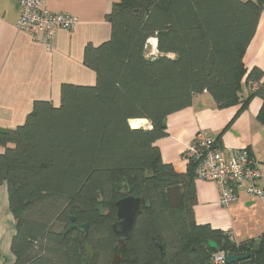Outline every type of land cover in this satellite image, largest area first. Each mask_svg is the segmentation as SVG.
Wrapping results in <instances>:
<instances>
[{
    "label": "trees",
    "instance_id": "1",
    "mask_svg": "<svg viewBox=\"0 0 264 264\" xmlns=\"http://www.w3.org/2000/svg\"><path fill=\"white\" fill-rule=\"evenodd\" d=\"M262 11L264 0L113 3L105 15L109 38L83 50L95 83H62L57 106L35 100L22 124L0 128L14 264H85V244L93 251L88 264H110L115 252L119 264H226L213 260L218 251L208 240L225 256L251 254L232 264H264V234L234 243L196 224L198 161L190 157L178 173L155 144L166 135V117L204 91L219 108L240 104L239 112L259 97L264 123V73L256 67L246 73L243 62ZM150 39L157 55L147 54ZM244 77L258 86L242 98ZM143 119L148 127L130 124ZM125 195L146 202L121 247L111 225L115 202ZM82 223L86 233L70 229Z\"/></svg>",
    "mask_w": 264,
    "mask_h": 264
},
{
    "label": "crops",
    "instance_id": "2",
    "mask_svg": "<svg viewBox=\"0 0 264 264\" xmlns=\"http://www.w3.org/2000/svg\"><path fill=\"white\" fill-rule=\"evenodd\" d=\"M116 1L47 0L50 11L69 13L79 19L74 29L56 31L54 48L48 51L27 33L16 29L19 16L16 0H0V128L11 129L22 124L35 100H46L57 106L62 83H95L94 71L83 63V50L88 43L99 45L109 38L111 26L105 15ZM243 62L246 73L254 67L264 73V11ZM257 86V83H246L244 77L240 96L244 98ZM261 104V99L253 96L239 112L240 104L219 108L207 92L195 95L190 106L165 119L166 135L155 142L162 162L178 173H185L189 161L187 149L196 133L204 131L224 155L248 148L260 170L258 185L264 187V123L257 117ZM133 121L148 127L146 120ZM194 186L196 224L220 230L234 243L258 239L264 234V203L245 194V183L235 185L238 199L228 207L219 203L216 183L195 178ZM14 233L15 219L8 207L6 185L2 184L0 264L15 263L10 248Z\"/></svg>",
    "mask_w": 264,
    "mask_h": 264
},
{
    "label": "built area",
    "instance_id": "3",
    "mask_svg": "<svg viewBox=\"0 0 264 264\" xmlns=\"http://www.w3.org/2000/svg\"><path fill=\"white\" fill-rule=\"evenodd\" d=\"M19 16L16 29L25 32L30 39L45 46L46 50L54 48V37L58 29L72 30L79 19L69 13L52 12L47 6V0H16ZM156 45V43H155ZM152 43L151 54H155ZM188 159L198 161L195 178L212 181L219 189L218 201L223 207H228L238 199L233 189L235 185L245 183V194L257 198L264 203V187L258 185L260 170L248 148L230 151L224 155L214 146V141L204 131L194 136L187 149ZM226 256L217 252L213 256L216 263H224Z\"/></svg>",
    "mask_w": 264,
    "mask_h": 264
},
{
    "label": "water",
    "instance_id": "4",
    "mask_svg": "<svg viewBox=\"0 0 264 264\" xmlns=\"http://www.w3.org/2000/svg\"><path fill=\"white\" fill-rule=\"evenodd\" d=\"M156 43V39H155ZM140 127V126H138ZM122 192L126 194L128 192L127 184H123ZM146 198L144 196H133V195H125L115 202L116 208V219L117 221L111 225L112 231L115 235L120 237V244L123 247V243L125 240H128L131 237L133 227L136 221V218L141 213L142 207L145 205ZM71 221H74V217L71 218ZM79 228L84 233L87 232V223H82L79 225L72 224L70 229ZM208 245L211 249H214L218 252H222L224 250L223 246L218 247V245L212 241L208 240ZM86 251V263L88 264L93 256V251L88 244H85ZM251 256L250 253L245 255H227L225 259L226 264H232L241 260L246 259ZM121 262V256L115 252L110 264H119Z\"/></svg>",
    "mask_w": 264,
    "mask_h": 264
},
{
    "label": "rangeland",
    "instance_id": "5",
    "mask_svg": "<svg viewBox=\"0 0 264 264\" xmlns=\"http://www.w3.org/2000/svg\"><path fill=\"white\" fill-rule=\"evenodd\" d=\"M152 41L151 40H149V44L147 45V54L148 55H151V56H154V55H157V51L155 52V54L153 55V54H151V51H152ZM142 125H146V124H142ZM138 126H140V124H138Z\"/></svg>",
    "mask_w": 264,
    "mask_h": 264
},
{
    "label": "bare ground",
    "instance_id": "6",
    "mask_svg": "<svg viewBox=\"0 0 264 264\" xmlns=\"http://www.w3.org/2000/svg\"><path fill=\"white\" fill-rule=\"evenodd\" d=\"M150 40H151V41L153 42V44L155 45V39H150ZM130 124H131L132 127L135 128V127H138L139 122H138V121H133V120H132V121L130 122Z\"/></svg>",
    "mask_w": 264,
    "mask_h": 264
}]
</instances>
